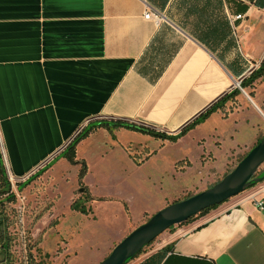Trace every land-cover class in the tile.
I'll return each mask as SVG.
<instances>
[{
    "label": "crops",
    "instance_id": "1",
    "mask_svg": "<svg viewBox=\"0 0 264 264\" xmlns=\"http://www.w3.org/2000/svg\"><path fill=\"white\" fill-rule=\"evenodd\" d=\"M147 10L163 20L144 19ZM263 57L264 0H0V153L8 178L21 181L51 163L42 175L60 181V172L73 167L72 185L61 187L69 189L68 201L84 163L87 197L76 203L87 212L71 202L66 213L89 225L113 213L103 226L114 231H105L101 243L95 235L82 245L71 232L61 238L64 264L85 252L84 245L98 261L104 258L153 214L133 215L137 199L156 197V212L236 165L264 134V77L247 91L236 82ZM235 88L239 94L176 141L101 126L77 143L75 163L59 157L83 127L100 120L176 134ZM101 161L160 166L136 175L126 169L123 185L97 192L90 178ZM263 195L264 180L202 220L162 232L154 249L126 264H264V212L252 202ZM65 205L60 209L57 201L51 219ZM61 221H53L54 230ZM6 260L0 250V264Z\"/></svg>",
    "mask_w": 264,
    "mask_h": 264
},
{
    "label": "rangeland",
    "instance_id": "2",
    "mask_svg": "<svg viewBox=\"0 0 264 264\" xmlns=\"http://www.w3.org/2000/svg\"><path fill=\"white\" fill-rule=\"evenodd\" d=\"M184 140V144L190 143L192 147H194L193 140H190L189 138ZM129 149L131 154L135 152V147H130ZM112 159L114 158H109L107 160ZM118 165L119 162L114 163V161H101L96 163V167L93 168L94 172L91 173L92 178H90V183H92V187L97 192L108 188V190H111L116 185H123L124 182L119 181V178L126 169L128 170L127 175H136L142 169L152 170L157 166H160L158 163H151L148 166L144 165L145 167H138L134 164V168L127 166L120 167ZM263 167L264 164L260 166L257 172L258 175ZM68 169L69 170L63 169L59 174L60 178L64 177L63 179H65L66 182L62 181L63 179L56 181L55 176L52 174L42 175V173L33 179L28 185L18 190L17 182L20 181H14L12 190L15 193L16 199L14 202L6 204V210L9 216V225L7 231L11 237L9 255L6 257L5 254H3V256L7 258V264H37L38 262L42 264H64L65 260L63 257V240L61 238H66V233L71 232L70 235L72 238H75L74 240L80 242L82 245L88 244L89 241H92L90 237L93 235H95L96 238L99 239V243H101L105 233L111 230L110 225L107 228H104L103 223L112 219V212H104L106 214H100V221L90 225L87 224V218L81 219L79 221L81 218L80 215L66 213V209L71 204V202H80L84 199V197H87L84 183H82L81 180H78V182L74 184L71 196L67 201L69 189H61V187L66 188L67 186L72 185V182L74 181V179H72L74 176V168L69 167ZM68 177L72 179V181L71 184L68 183V185H66ZM122 178L123 177L120 179ZM108 180H114V182ZM81 189L82 191H80ZM150 193L153 195L154 193L157 194L155 188H153V191L150 190ZM155 200L156 197H151L145 200L137 199L134 202L133 210L135 211L133 212V215H137L141 210L145 209V212L154 214L155 210H153L152 203L156 202ZM57 201L59 205L58 208H63V205L65 204L66 207L64 208L62 215H59L57 219H51V214L49 215V212H51L56 206ZM205 214L204 216L201 215L202 217L199 216L195 218L194 222L202 220L204 217H206ZM104 215H107V219L104 218ZM151 215L149 214L148 218ZM59 217L63 219V221H61L59 224L60 229L54 230L55 223H53V221L58 220ZM118 217L121 219L123 216L118 214ZM48 229H50V232L46 235L45 233ZM55 236L59 237L57 238V241ZM159 238V236L156 237L152 242L144 246L141 252L135 256L133 261L139 256L149 252L151 249H154V246H156V243H158L160 240ZM74 240L71 241V243H74ZM84 248L86 249V245H84ZM85 249V252H83L79 257L70 259L67 264H97L103 259L102 258L98 261V259L93 256V253H90ZM44 250H49V252L46 251L48 256L45 255L46 252ZM55 258L58 260L55 261Z\"/></svg>",
    "mask_w": 264,
    "mask_h": 264
},
{
    "label": "water",
    "instance_id": "3",
    "mask_svg": "<svg viewBox=\"0 0 264 264\" xmlns=\"http://www.w3.org/2000/svg\"><path fill=\"white\" fill-rule=\"evenodd\" d=\"M236 84L239 86L240 81H237ZM263 164L264 134L218 181L202 191L169 203L156 211L128 232L97 264H126L162 232L172 226L184 223L202 210L218 205L253 186V184L263 181L264 167L263 173L257 174Z\"/></svg>",
    "mask_w": 264,
    "mask_h": 264
},
{
    "label": "trees",
    "instance_id": "4",
    "mask_svg": "<svg viewBox=\"0 0 264 264\" xmlns=\"http://www.w3.org/2000/svg\"><path fill=\"white\" fill-rule=\"evenodd\" d=\"M261 77H264V57L261 60V62L259 63V65L254 70H252L247 77H245L241 80L240 86L242 88H245V89L248 87H251L253 82L256 81L257 79L261 78ZM239 93H240V90L238 88L233 89L231 92L224 95L218 101L214 102L204 112L200 113L196 118H194L190 123L185 125L176 134H166L164 132H158V131H155V130H152V129H149V128H146L143 126H137V125H134L131 123L123 122V121L107 122V121L100 120V121H96V122H90L85 127H83L82 130L73 138V140L60 153L59 157H64L70 163H75V147H76L77 143L81 139L85 138L93 129H95L97 127H101V126L102 127H108V128L125 127L128 129L135 130V131H138L141 133H146V134H149L151 136L158 137L161 139H167L169 141H176L178 138H180L181 136L186 134L190 129L194 128L197 124L204 121L212 112H214L217 108H219L225 101H227L229 98H231V97H233ZM250 95H252V94L250 93ZM50 165H51V163L46 165L42 169L36 171L34 174L30 175L24 181L17 182V189L20 190L22 187L28 185L33 179H35L37 176H39L45 170H47V168ZM85 169H86V166L84 163H82V165L79 169V172H78L79 181L82 179L84 172H85ZM262 173H263V170L260 171L259 175H261ZM15 199H16V196L12 190V184L8 178L7 173H6V170H5L2 158H1V153H0V250L3 252V254H5L6 257H8V255H9L10 239H11L9 232L7 231L8 225H9V216L7 214L6 204L10 203V202H14ZM215 206H217V205H214V206H211L209 208L202 210L196 216L189 218L184 223L191 222L195 218H197L201 215H204L211 208H213ZM71 207L73 209L79 210L83 213L87 212L82 204L77 205L76 202H73L71 204ZM45 255L48 256V254H45ZM37 264H42V263L38 262Z\"/></svg>",
    "mask_w": 264,
    "mask_h": 264
},
{
    "label": "built area",
    "instance_id": "5",
    "mask_svg": "<svg viewBox=\"0 0 264 264\" xmlns=\"http://www.w3.org/2000/svg\"><path fill=\"white\" fill-rule=\"evenodd\" d=\"M243 15L242 14H237L235 16V19L237 18H241ZM143 18L144 19H147V20H152L154 23L158 24L160 21L163 20V16L157 12V11H154V10H147L145 11L144 15H143ZM25 179L27 178H24L22 179L21 181H24ZM9 180L11 181V184L13 185L14 183V180L9 178ZM253 204L254 206L259 210V211H262L264 212V195L259 197V198H255L253 199ZM262 226L264 227V221L262 222Z\"/></svg>",
    "mask_w": 264,
    "mask_h": 264
}]
</instances>
